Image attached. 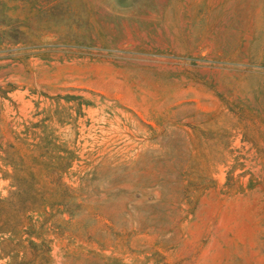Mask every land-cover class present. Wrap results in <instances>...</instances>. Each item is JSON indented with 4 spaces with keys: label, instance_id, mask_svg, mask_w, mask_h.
Here are the masks:
<instances>
[{
    "label": "rangeland",
    "instance_id": "374dc122",
    "mask_svg": "<svg viewBox=\"0 0 264 264\" xmlns=\"http://www.w3.org/2000/svg\"><path fill=\"white\" fill-rule=\"evenodd\" d=\"M0 264H264V0H0Z\"/></svg>",
    "mask_w": 264,
    "mask_h": 264
}]
</instances>
